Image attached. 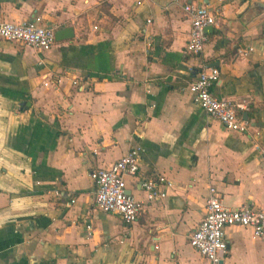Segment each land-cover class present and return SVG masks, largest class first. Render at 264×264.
<instances>
[{"label":"crops","instance_id":"obj_1","mask_svg":"<svg viewBox=\"0 0 264 264\" xmlns=\"http://www.w3.org/2000/svg\"><path fill=\"white\" fill-rule=\"evenodd\" d=\"M185 2L219 8L199 53L185 50ZM36 15L73 35L44 50L0 37V264H211L188 241L208 184L228 206L264 208V8L255 0H0V20ZM203 62L219 69L215 94L248 101L247 133L193 99L188 85ZM132 146L140 171L126 177L127 192L143 198L142 174L163 173L173 185L127 223L95 205L90 170ZM225 234L218 264H264V236L239 225Z\"/></svg>","mask_w":264,"mask_h":264},{"label":"built area","instance_id":"obj_2","mask_svg":"<svg viewBox=\"0 0 264 264\" xmlns=\"http://www.w3.org/2000/svg\"><path fill=\"white\" fill-rule=\"evenodd\" d=\"M182 8L190 21L185 50L199 53L208 38L207 25L218 24L219 8L194 2H185ZM93 28H97V25H93ZM0 37L44 50L55 42V27L43 23L40 15L29 20H0ZM251 49V46L237 47V53L246 54ZM218 79V67L203 62L188 89L200 107L218 119L225 128L247 133L251 123L242 115V111L248 108V101L241 97L228 98L215 94L212 87ZM254 145L261 148L258 142ZM139 171L138 146L128 148L108 166L91 169L90 176L95 183V205L104 212L118 214L124 222L135 221L147 201L164 197L167 189L173 185L172 179L163 173L142 174L138 179L143 198H138L127 192L126 177L137 175ZM232 225L249 227L253 237H263L264 208L249 202L228 206L222 202L216 186L208 184L205 215L190 232L189 243L211 264H218L227 254L228 239L225 230ZM86 227H90L89 222Z\"/></svg>","mask_w":264,"mask_h":264},{"label":"water","instance_id":"obj_3","mask_svg":"<svg viewBox=\"0 0 264 264\" xmlns=\"http://www.w3.org/2000/svg\"><path fill=\"white\" fill-rule=\"evenodd\" d=\"M257 5H260L262 8H264V0H255ZM212 29V25H207V30L210 31ZM73 35L72 27L66 26L61 27L55 30V38L59 39L62 37H69ZM246 117V113L243 115Z\"/></svg>","mask_w":264,"mask_h":264}]
</instances>
